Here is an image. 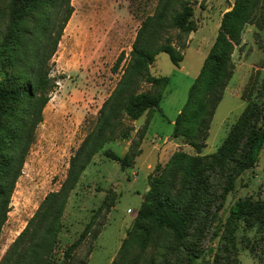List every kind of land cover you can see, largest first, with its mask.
<instances>
[{"label":"trees","instance_id":"16d2710c","mask_svg":"<svg viewBox=\"0 0 264 264\" xmlns=\"http://www.w3.org/2000/svg\"><path fill=\"white\" fill-rule=\"evenodd\" d=\"M71 13L70 0H11L7 8L0 7V50L5 54L9 73L0 81V228L10 209V196L35 137V128L49 100L53 85L49 61ZM192 15L191 0H158L154 12L142 19L122 74L71 156L60 188L46 194L1 257L0 264H57L54 251L69 196L95 154L105 144L129 136L125 132L126 117L136 119L147 112L142 133L147 128L150 113L159 109L169 81L166 76L150 75L149 67L159 52L166 53L173 64L180 62L181 54L169 43V32L178 29L180 35H187L194 29ZM246 24L264 31V0H234L231 9L223 13L201 72L175 118V132L186 136L198 151L204 145L214 108L232 78V53L241 43ZM123 58L124 54L118 56L115 70ZM142 83L150 84L149 88L141 90ZM255 89L254 95L263 96L264 80L258 84L254 78L248 83L243 93L246 105L216 153L190 157L177 152L157 176L150 177L151 188L123 239L119 260L140 264L143 251L151 244L165 250L171 244L182 246L187 250L185 264H193L201 256L202 250L199 245L193 248L194 242L218 218L226 195L234 189L235 179L259 160L264 144V102L255 98ZM141 137L124 156L111 150L105 151L106 156L123 168L130 166L139 153ZM216 169H224L220 173L227 177V185L221 192L210 190L207 170ZM113 203L112 198L104 200L94 218L102 210L108 212ZM239 221H243L246 230H257L264 242V199L239 197L225 219L227 227H231L229 235H233V227ZM100 226L101 221L98 230ZM97 229L92 233L93 239L97 237ZM212 233L217 236L219 229ZM83 237L69 246L65 258L71 259ZM256 245L249 247L254 255ZM259 248L264 254V245ZM169 259L167 255L166 260ZM117 263L118 259H114L111 264ZM173 264H179L177 259ZM213 264H238V259L234 252L219 251L213 256Z\"/></svg>","mask_w":264,"mask_h":264},{"label":"rangeland","instance_id":"374dc122","mask_svg":"<svg viewBox=\"0 0 264 264\" xmlns=\"http://www.w3.org/2000/svg\"><path fill=\"white\" fill-rule=\"evenodd\" d=\"M10 1L0 0V7L7 8ZM157 1L70 0L72 13L49 61L53 83L49 100L43 108L42 120L35 128V137L10 196V209L0 228V259L46 194L60 188L71 156L122 74L142 19L154 12ZM191 2L194 29L187 35H180L178 29L169 32V43L182 59L176 65L166 53L159 52L149 67L150 75L166 76L169 80L159 109L150 113L143 133L147 112L136 119L126 117L125 132L129 136L105 144L85 168L69 196L54 251L57 264H111L114 259H118L117 264H126L119 260V250L151 188L150 177L157 176L177 152L190 157L216 153L246 105L243 93L248 83L254 78L258 84L264 80V31L246 24L241 43L232 53V78L214 108L202 149L198 151L186 136L175 132V118L186 104L188 92L201 72L216 39L222 15L231 9L234 0ZM7 19L8 15L5 25ZM121 54L124 58L115 70V62ZM6 66L5 54L0 50V81L9 75ZM141 86V90H147L150 84L142 83ZM255 93L256 89L253 95ZM254 96L264 102V94ZM139 136H142L139 153L130 166L123 168L118 161L106 156L107 150L124 156L133 143L139 141ZM220 171L225 170H207L211 191L221 192L227 185V177ZM239 197L264 199V144L257 164L235 179L234 189L226 195L218 218L203 230L200 240L194 242L193 248L199 245L202 253L193 264H213V256L219 251L234 252L238 264H264V254L259 248L264 242L257 230H246L243 221H239L233 227V235H229L231 227H227L225 219L230 206ZM111 198L114 203L110 210H102L94 218L104 200ZM216 228L219 233L213 236ZM96 229L99 232L93 239L92 233ZM82 235L84 237L72 251L71 259L65 258L64 252ZM253 244L257 248L256 255L249 250ZM177 246L171 244L165 250L151 244L143 251L140 264H173L176 259L179 264H185L187 250ZM167 255L169 260H166Z\"/></svg>","mask_w":264,"mask_h":264}]
</instances>
